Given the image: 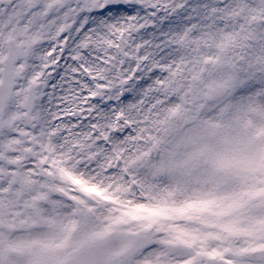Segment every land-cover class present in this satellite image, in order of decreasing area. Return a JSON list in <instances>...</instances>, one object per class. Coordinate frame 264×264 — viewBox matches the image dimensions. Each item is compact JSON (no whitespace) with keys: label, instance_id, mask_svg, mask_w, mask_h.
<instances>
[{"label":"snow or ice","instance_id":"snow-or-ice-1","mask_svg":"<svg viewBox=\"0 0 264 264\" xmlns=\"http://www.w3.org/2000/svg\"><path fill=\"white\" fill-rule=\"evenodd\" d=\"M0 264H264V0H0Z\"/></svg>","mask_w":264,"mask_h":264}]
</instances>
